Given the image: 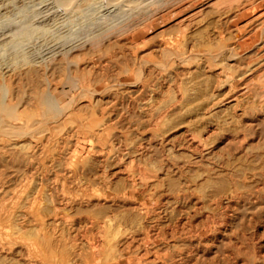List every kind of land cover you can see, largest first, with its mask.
Here are the masks:
<instances>
[{
    "label": "rangeland",
    "instance_id": "obj_1",
    "mask_svg": "<svg viewBox=\"0 0 264 264\" xmlns=\"http://www.w3.org/2000/svg\"><path fill=\"white\" fill-rule=\"evenodd\" d=\"M42 227L63 264H264V0H0V264H55Z\"/></svg>",
    "mask_w": 264,
    "mask_h": 264
},
{
    "label": "bare ground",
    "instance_id": "obj_2",
    "mask_svg": "<svg viewBox=\"0 0 264 264\" xmlns=\"http://www.w3.org/2000/svg\"><path fill=\"white\" fill-rule=\"evenodd\" d=\"M66 170V169H65ZM92 190V189H91ZM93 192V191H92ZM89 193V192H88ZM85 194H87V192L85 193ZM88 195V194H87ZM92 195V194H91ZM90 194H89V196H91ZM11 196V195H10ZM62 196V195H61ZM94 196V195H93ZM73 201V200H72ZM97 202V201H96ZM22 203V202H21ZM86 205V204H85ZM23 208V207H22ZM57 217V216H56ZM59 219V218H58ZM62 219V218H61ZM94 219V218H93ZM98 219V218H97ZM28 220V219H27ZM63 220V219H62ZM32 221V220H31ZM93 221V220H92ZM95 221V220H94ZM93 221V222H94ZM105 221V220H104ZM62 222V221H61ZM96 222H102V220L101 221H95L93 224H96ZM45 223V222H44ZM92 223V222H91ZM103 224V223H102ZM101 224V225H102ZM100 225V224H99ZM39 226V225H38ZM34 227V226H33ZM45 228V227H44ZM19 230V229H18ZM21 230H23V229H21ZM20 230V231H21ZM42 230H44L43 229V227L42 228H40L39 230H38V232L37 233H35V234H32V233H27L25 230V232L23 233L24 235H27L28 236V234H29V236H32L31 238L33 239L32 240V243H31V245H29L30 247H33V249H34V252H35V254H37V256L39 255L40 256V254H42L46 259H49V260H51V261H53V262H55V259H56V257L57 256H60V253H59V251L61 252V250H62V248H59L60 247V245H56V244H58V243H54L53 244V242L54 241H52L51 239H48V237H47V235L44 233H42L41 234V231ZM35 231V230H34ZM21 233V234H22ZM5 234V236H8V238H10L11 237V234H9V233H4ZM23 235V236H24ZM8 244V243H7ZM10 244V243H9ZM5 245V244H4ZM7 246V245H6ZM59 248V251L57 250V248ZM4 248V247H3ZM25 248H27V247H25ZM29 249V248H28ZM32 248H30V250H31ZM33 249H32V251H33ZM61 249V250H60ZM3 250V249H2ZM67 250V249H66ZM31 251V252H32ZM8 252V251H7ZM30 252V251H29ZM33 253V252H32ZM71 255V254H70ZM33 256H35V255H33ZM94 256V255H93ZM42 256H40V258H41ZM67 257V256H66ZM30 258V257H29ZM39 258V257H38ZM63 259V258H62ZM37 261V260H36ZM64 263V260H60L59 261V263L56 261L55 262V264H63Z\"/></svg>",
    "mask_w": 264,
    "mask_h": 264
}]
</instances>
